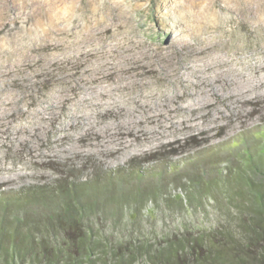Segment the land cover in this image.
Segmentation results:
<instances>
[{"label": "rangeland", "instance_id": "374dc122", "mask_svg": "<svg viewBox=\"0 0 264 264\" xmlns=\"http://www.w3.org/2000/svg\"><path fill=\"white\" fill-rule=\"evenodd\" d=\"M263 127L264 0H0V194L174 164L90 225L155 249L219 231L228 264H258L264 168L237 153Z\"/></svg>", "mask_w": 264, "mask_h": 264}, {"label": "trees", "instance_id": "16d2710c", "mask_svg": "<svg viewBox=\"0 0 264 264\" xmlns=\"http://www.w3.org/2000/svg\"><path fill=\"white\" fill-rule=\"evenodd\" d=\"M249 140L252 145L237 154L252 169H263L264 127ZM161 169L158 172L120 169L85 183L2 192L0 264H184V258H188L190 264H228L217 242L219 234L225 236L223 232L216 231L209 236L183 235L155 249L148 245L149 241L110 240L90 225L92 213L109 204V192L110 197H115L114 193L119 191L117 185L134 183L141 195L142 181L146 177L163 178L179 168L168 164ZM258 191L252 194L255 207L251 208L253 215L245 226L244 239L258 249L254 255H247L248 259L264 264V192ZM176 198L181 199V196ZM38 206H42L39 215L32 212ZM45 209L49 212L43 211ZM232 236V232L226 235L227 238ZM243 263V259L230 261V264Z\"/></svg>", "mask_w": 264, "mask_h": 264}, {"label": "bare ground", "instance_id": "6f19581e", "mask_svg": "<svg viewBox=\"0 0 264 264\" xmlns=\"http://www.w3.org/2000/svg\"><path fill=\"white\" fill-rule=\"evenodd\" d=\"M245 55V54H244ZM240 61V60H239ZM244 69V68H243ZM249 69V68H248ZM255 79V78H254ZM151 91V90H150ZM119 94V93H118ZM55 103V102H54ZM48 104V103H47ZM11 111V110H10ZM147 117V116H146ZM127 118V117H126ZM85 119V121H89V119L86 117V118H84ZM92 122V121H91ZM90 123V122H89ZM39 125V124H38ZM86 125V124H85ZM33 126V125H32ZM99 143H101V147H103L104 148V150H107V151H109L110 149H113L114 147H110V146H106L105 145V143H104V141L102 140V139H100L99 140ZM110 147V148H109Z\"/></svg>", "mask_w": 264, "mask_h": 264}]
</instances>
